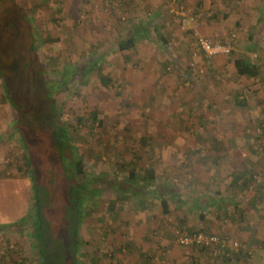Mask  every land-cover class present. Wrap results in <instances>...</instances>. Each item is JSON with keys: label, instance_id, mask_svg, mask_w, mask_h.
Here are the masks:
<instances>
[{"label": "rangeland", "instance_id": "374dc122", "mask_svg": "<svg viewBox=\"0 0 264 264\" xmlns=\"http://www.w3.org/2000/svg\"><path fill=\"white\" fill-rule=\"evenodd\" d=\"M17 1L33 22L48 78L57 82L61 75L67 77V91L55 96L58 121L71 134L87 173L101 177L104 187L103 192L100 186V193L93 191L94 200L75 225L63 189L57 188L56 196H61L46 206L52 218L48 248L53 259L48 263L72 264L69 257L80 252L75 264H135L144 252L153 255L148 264H225L217 247L177 242L181 233L202 231L239 240L245 253L235 264H264V240L256 245L253 239L218 231L219 226L216 231L205 226L225 211L208 207L215 204L208 198L215 185L236 192L239 184L231 181L237 175L259 178L256 157L264 156V137L256 145L264 135V0ZM135 21L143 29L135 48L118 51L116 40L127 37V27ZM232 34L229 53L205 57L197 44L199 37L224 43ZM244 55L261 64L257 77L236 73L233 60ZM93 58L114 83L101 85L95 71L83 76ZM239 95H244L245 106L234 103ZM30 97L35 140L42 113ZM92 111L95 122L89 118ZM14 119L0 79V216L21 209L16 193L2 192L1 180L16 185L20 180L14 178H20L29 196L21 209L24 220L0 223V264H34L30 173L16 168L23 151ZM150 166L158 187L181 196L180 202L167 196L169 213L161 211L156 198L145 199L144 209L136 210L132 200L111 194L110 182L131 168L138 172ZM251 214L244 226L256 225ZM76 225L75 238L83 244L69 249ZM247 236L256 239V231Z\"/></svg>", "mask_w": 264, "mask_h": 264}, {"label": "trees", "instance_id": "16d2710c", "mask_svg": "<svg viewBox=\"0 0 264 264\" xmlns=\"http://www.w3.org/2000/svg\"><path fill=\"white\" fill-rule=\"evenodd\" d=\"M139 27H142V25L137 21L127 27L130 32L129 35L116 40L118 51L122 52L135 48L136 36H139L138 31L143 30ZM233 37L234 34L231 35L230 41L227 40L220 44L230 43L232 45L231 40ZM36 38L33 22L20 3L17 0H0L1 86L9 106L15 112L13 129L18 134L19 144L23 151H21V160L16 163V168L20 172L30 173L29 180L32 191L30 210L34 208V211L31 212L33 220L30 235L36 257L34 264H49L48 261L53 258L51 249L48 248L50 238L48 222L52 218L48 216L47 207L51 204L50 202H53L54 197L58 199L61 196H56L58 193L57 188L63 189L66 198L62 197L72 211L75 225L80 224L79 221L82 219L81 210L85 209L94 200L91 196L93 191L100 186L103 192L104 187L102 186L103 180L101 177L87 173L81 158L73 148L71 134L58 121L57 99L55 96H62L67 91V77L63 74L57 82L48 78L45 64L36 49ZM233 64L239 76L254 78L260 74L261 64L251 62L245 55L236 57ZM93 71L96 72L98 81L103 86L116 81L114 77L104 72L101 63L96 58L87 63L83 76ZM29 95L32 99L31 104L35 99L36 106L34 108L40 106L42 113V129L41 134L36 136L37 140L32 139L34 128L31 123L33 118L30 114V108L27 107ZM244 98V95L235 96L234 103L238 106H245L246 100ZM96 117L95 112H90L89 118L92 122L96 121ZM262 134L264 133L262 132ZM263 137L264 135L260 134L259 138L256 139V145H258V142H262ZM140 141L144 142V139H140ZM43 146L47 148L43 150ZM155 182H157V178L153 167H146L138 172L136 169L131 168L126 176H123L120 180L110 182L113 185L111 194L125 196L132 200L136 210L144 209V205L148 204L145 199L156 198L160 203L161 211L169 213L170 200L168 198H171L172 202H180L182 200L181 196L177 191L175 193L163 187H158ZM251 182L258 185L257 178L255 180L252 174L237 175L231 181L235 185L240 184L242 186H250ZM96 192L100 193V190L97 189ZM83 203H85L84 206ZM214 208L217 211L222 209L221 207ZM223 212L227 213L226 210ZM201 218H203V215ZM76 228L77 225L73 231L72 244L74 246H70L69 249L71 247L76 249L78 243L83 244L82 238H78L79 242L75 238V236H78ZM190 234L192 233H183V235ZM243 253H245V250L231 257H226L220 253V257L223 262L230 263L235 262ZM79 258L80 252L77 255L74 253V256H70L68 261L75 264L77 259L79 261ZM152 258L153 255L149 253L139 252L135 264H148Z\"/></svg>", "mask_w": 264, "mask_h": 264}, {"label": "crops", "instance_id": "0c3cea01", "mask_svg": "<svg viewBox=\"0 0 264 264\" xmlns=\"http://www.w3.org/2000/svg\"><path fill=\"white\" fill-rule=\"evenodd\" d=\"M260 160H259V159ZM256 173L259 175L257 181H260L256 187L252 186H240L235 191H226L224 185H221V188H218L215 185V189L209 191V200H213L215 204H209L210 208L214 207H221L222 209L226 210V214L222 211L220 214H216V216L210 217L211 221L205 223V226L208 229L216 231L219 226L218 231H223L229 233V235L233 236L234 238H239L240 240H248L251 242L256 241V245L258 243H263L264 240V156H257L256 157ZM1 174V171H0ZM257 178V177H256ZM17 180L22 181L20 178H14ZM24 180V179H23ZM2 182V192H14L18 197V207L22 210L26 209L27 201H29V196L24 190L20 187V182L15 183L16 185H12L7 183L8 180H1ZM7 181V182H6ZM27 186L25 187L27 191H29V185L26 183ZM254 186V184H253ZM5 187V188H4ZM234 187V186H233ZM243 187V190H242ZM252 189V190H251ZM230 190V187H229ZM3 193V195H4ZM26 195V196H25ZM21 196L24 199L20 202ZM221 205V206H220ZM21 209L17 210L18 214L14 213H6L0 216V223L2 219L4 221L13 222L16 221L18 217L19 219L24 220V215L26 212L21 214ZM221 209V210H222ZM221 212V211H220ZM251 214L250 221H256V225L252 223L246 224L244 226V222L247 219V215ZM21 214V215H19ZM19 215V216H18ZM227 215V216H226ZM226 217V218H225ZM215 218H224L226 221H218ZM223 219V220H224ZM256 231V239L252 236L248 238L247 234L253 233ZM245 234V235H244ZM247 236V237H245ZM246 238V239H245ZM264 249H260L263 251ZM203 253V252H200ZM209 256V253H205ZM200 258V257H199ZM201 259V258H200ZM225 264H235L236 262H224Z\"/></svg>", "mask_w": 264, "mask_h": 264}, {"label": "built area", "instance_id": "2783aa9c", "mask_svg": "<svg viewBox=\"0 0 264 264\" xmlns=\"http://www.w3.org/2000/svg\"><path fill=\"white\" fill-rule=\"evenodd\" d=\"M197 44L205 57H211L216 53H229L232 49V45L220 44L211 42L205 38L199 37L197 39ZM177 242L181 246L194 245L199 248H211L217 247L223 255L226 257H231L234 254L244 251V246L237 239L229 238L225 235H216L211 233H205L202 231H197L190 235H179L177 237Z\"/></svg>", "mask_w": 264, "mask_h": 264}]
</instances>
